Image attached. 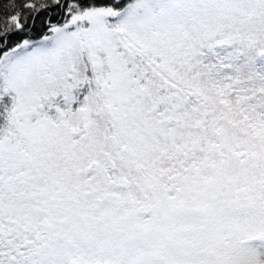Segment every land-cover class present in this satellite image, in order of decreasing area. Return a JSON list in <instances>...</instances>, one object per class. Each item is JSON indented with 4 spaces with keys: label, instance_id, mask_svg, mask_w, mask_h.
Instances as JSON below:
<instances>
[{
    "label": "snow or ice",
    "instance_id": "1",
    "mask_svg": "<svg viewBox=\"0 0 264 264\" xmlns=\"http://www.w3.org/2000/svg\"><path fill=\"white\" fill-rule=\"evenodd\" d=\"M0 264H264V0H0Z\"/></svg>",
    "mask_w": 264,
    "mask_h": 264
}]
</instances>
